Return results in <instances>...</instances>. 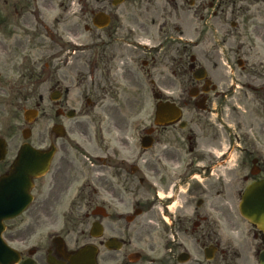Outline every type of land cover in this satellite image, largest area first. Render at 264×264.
Here are the masks:
<instances>
[{"label":"flooded vegetation","instance_id":"af4514ba","mask_svg":"<svg viewBox=\"0 0 264 264\" xmlns=\"http://www.w3.org/2000/svg\"><path fill=\"white\" fill-rule=\"evenodd\" d=\"M32 2L9 8L25 38L9 34L0 70L35 94L37 148L53 156L3 234L18 264L263 252L238 209L264 179V0Z\"/></svg>","mask_w":264,"mask_h":264},{"label":"rangeland","instance_id":"374dc122","mask_svg":"<svg viewBox=\"0 0 264 264\" xmlns=\"http://www.w3.org/2000/svg\"><path fill=\"white\" fill-rule=\"evenodd\" d=\"M18 2V4H17ZM38 4L37 6H40ZM17 6L23 8L22 13H24L25 8L28 10H32L34 7V3L32 0H0V66L5 60L4 49L5 47L10 48L9 34L13 33L16 35V40L19 42L20 40H24L25 35L23 31L15 30L13 26V22L17 21L18 15H13L12 18H9L13 13L9 8ZM74 12H76V1L73 2ZM74 22H81L77 19ZM11 25V26H10ZM80 36L76 37L75 43L80 44L83 43L86 36L83 31V24H80L79 27ZM29 35L27 37V53L31 57L28 60H35L37 56L40 55L38 51H36V37L33 36L34 31H29ZM13 43H17L16 41ZM15 50L18 51V48L15 47ZM22 79L12 74H3L0 70V138L5 139L7 143V156L6 159L0 163V175L3 170L8 167L11 161L14 159L17 150L20 145L23 144V140L21 137V131L26 128L24 121L22 119V113L24 109H30L34 107L35 104V94L30 90L22 87ZM147 102V96H146ZM39 127L37 124L31 127V136L27 140V143L36 147L38 140V131ZM24 220L20 218L14 222L15 225H19L21 221ZM242 227L249 228L248 225L242 222ZM221 250H224L227 247L228 241L224 236L222 239ZM251 244L249 243V246ZM249 246L245 250L241 249L239 252H235L233 250L229 251V255L224 257V255L219 254L218 256V264H258L257 257L254 255L253 250L249 251Z\"/></svg>","mask_w":264,"mask_h":264},{"label":"water","instance_id":"95a60500","mask_svg":"<svg viewBox=\"0 0 264 264\" xmlns=\"http://www.w3.org/2000/svg\"><path fill=\"white\" fill-rule=\"evenodd\" d=\"M24 119L30 122L35 118L34 111H26ZM23 139L29 136L23 131ZM5 157V143L0 140V161ZM51 153L42 154L28 144L21 146L16 160L7 174L0 177V264L14 263L16 254L3 244L1 233L3 222L19 216L31 201L29 191L32 179L39 177L50 161ZM239 211L248 223L264 234V181L251 185L243 195ZM259 264H264V254Z\"/></svg>","mask_w":264,"mask_h":264}]
</instances>
